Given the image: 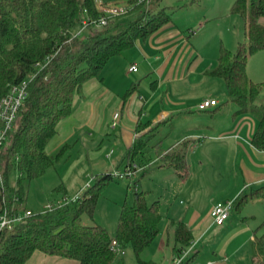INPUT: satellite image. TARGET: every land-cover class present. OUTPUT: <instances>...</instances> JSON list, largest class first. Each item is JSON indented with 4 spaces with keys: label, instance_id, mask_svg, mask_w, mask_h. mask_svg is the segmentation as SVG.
Instances as JSON below:
<instances>
[{
    "label": "trees",
    "instance_id": "obj_1",
    "mask_svg": "<svg viewBox=\"0 0 264 264\" xmlns=\"http://www.w3.org/2000/svg\"><path fill=\"white\" fill-rule=\"evenodd\" d=\"M127 14L109 16L107 23L89 26L83 35H74L84 18L99 19L104 13L96 0H0V100L10 86L28 80V95L20 107L9 138L1 148L0 214L24 213L31 181L61 161L70 144L48 153L46 147L57 132L59 122L72 112L75 95L91 78L102 80L108 60L135 46L172 20L161 0H128ZM231 12L244 21L245 38L236 50L219 47L216 64L206 70L211 77L225 81L228 100L238 106L236 114L256 120L251 144L264 150V105L257 103L264 88L246 71L249 55L264 49V0H234ZM127 90V98L133 92ZM223 102L218 108H221ZM149 127V128H148ZM159 123L140 125L141 131L124 155L125 167L136 163L145 170L154 157L159 166L172 165L182 170L181 151H163L159 142L151 144ZM17 171L18 175L12 176ZM116 177L112 171L93 175L90 185L77 200H69L52 210L30 214L12 228L0 231V264H25L35 250L79 264H125L123 256L110 248L116 238L122 248H132L137 264H158L141 258L161 229L159 201L148 203V191L130 180L133 203L120 207L114 236L100 224H84L82 217L93 218L98 199ZM65 197H68L65 195ZM264 197V184L241 192L232 211L240 212L254 198ZM174 253L181 255L193 242V233L182 220L171 219ZM264 226V222L258 228ZM250 264H264V232L250 244ZM197 253L188 254L179 264H196Z\"/></svg>",
    "mask_w": 264,
    "mask_h": 264
},
{
    "label": "crops",
    "instance_id": "obj_2",
    "mask_svg": "<svg viewBox=\"0 0 264 264\" xmlns=\"http://www.w3.org/2000/svg\"><path fill=\"white\" fill-rule=\"evenodd\" d=\"M189 1L192 0H181V4ZM227 1L229 3L230 0ZM197 18L201 21L203 16L197 15ZM204 18L207 19L205 16ZM261 22L264 24V18ZM197 23L188 21L187 17L183 22H173L172 19L149 37L138 39L131 50L111 57L102 70V80L89 79L75 95L71 114L59 122L57 132L48 143L46 150L48 153H53L56 147L65 143L70 144L71 147L78 139L75 131L78 126L88 127L89 140L99 139L98 143L91 142L90 146L84 145L76 157L65 163L67 167L61 177L66 183L63 182L65 184L61 187L62 195L81 196L88 183H91L94 174L106 172V169L122 170L125 167L126 151L133 144L135 137L141 131L147 130V128L141 130L140 125L169 124L175 129L179 118H182L183 127H180L182 132L178 136L179 140L163 151H181L184 154V168L178 170L172 165L158 164V166L167 170L165 175L169 179L170 186L177 187L175 193L185 195L188 200L193 198L191 191H199L201 187L206 188L205 185L210 180H213L214 185L205 189L208 198L201 209L196 200H190L191 204L186 208L176 207L173 203L166 208L169 219L167 242L164 243L162 231L157 236L162 253L158 257H164L166 262L157 263L171 264L172 258L176 255L173 229L169 225L170 220L175 219L184 221L193 233L195 245L191 253H197L196 264H239L242 255H247L246 264H250V244L256 234L264 232V226L258 228L264 222V197L251 199L240 212L231 211L222 225L213 222L210 209L218 202L235 200L241 192L250 187L264 184V150L255 148L250 141L256 128V120L250 115L236 114L238 109L236 104L233 103L234 106L228 111L226 119L220 118L225 108H218L223 103L220 99H223L227 92L225 81L219 77L208 76L206 70L216 64L219 47L224 42L220 40L216 44L217 47L213 45L208 50L205 38L199 36L205 25L201 22V29L195 32L193 28ZM242 26L245 38V25ZM235 41L236 47L239 40L236 38ZM224 45L233 50L228 45ZM259 51L264 52V49L249 55L246 64L248 76L257 82L264 79V53H258ZM252 64L253 67H250ZM132 65L137 66L136 71L129 70ZM210 77L218 79H208ZM205 82H211L212 88L216 87L214 84L217 82L220 90L209 91L205 96H194L195 87ZM144 84L146 88L141 90ZM131 87L134 91L125 98V93ZM203 98L217 99L218 105L203 110L210 113V117L201 115L200 120L195 116L198 115L197 111L201 112L197 104ZM116 112H119L120 116L116 126L112 127ZM174 122L176 124H173ZM106 137L110 144L109 150L102 144ZM205 137L210 140L225 141V149L221 148L222 151L218 149L216 154L222 155L224 159L235 158L234 167L232 162H229L228 166L224 164L217 169L212 168L214 174L210 173L211 176L205 175L207 172H201L199 164L202 162L199 160L201 158L198 149L204 144ZM117 152L119 155L116 154ZM68 156L70 157L66 153L65 161ZM155 158L160 160L158 156ZM140 171L143 175L146 173L143 169ZM89 173H91L90 180L86 178ZM215 173L219 175L221 181L223 174L228 175V179H225L224 183L216 184ZM138 186L141 188L139 180ZM170 192L174 193V190ZM255 200L256 203H250ZM249 204L261 205H255L260 209L259 216L255 214L257 210L248 208ZM161 208L162 203L160 211ZM25 264H79V261L35 250Z\"/></svg>",
    "mask_w": 264,
    "mask_h": 264
},
{
    "label": "rangeland",
    "instance_id": "obj_3",
    "mask_svg": "<svg viewBox=\"0 0 264 264\" xmlns=\"http://www.w3.org/2000/svg\"><path fill=\"white\" fill-rule=\"evenodd\" d=\"M108 1H114V0H108ZM184 2V1H183ZM233 0H230L229 3L226 0H192L188 3H182L181 0H161L160 7H165L166 12H168L173 22H183V19L187 17V20L190 22H198L193 30L195 32L199 31L201 28V24L203 23L205 26L201 30V33L199 36H202L205 38V43L207 45V49L209 50L213 45L217 47L216 44H218L221 41L224 42V44L228 45L230 48H233V50L237 49V46L235 47V40L236 38L240 41L244 40V33H243V26L244 21L241 19V17L237 14H233L231 12V3ZM230 5V6H229ZM229 6V7H228ZM130 10V9H129ZM129 15L128 13H124ZM203 16V18L198 20L196 19V16ZM135 13L130 14L129 17H134ZM205 17H207L206 20H204ZM191 17L193 19L191 20ZM202 22V23H201ZM182 24V23H181ZM233 46V47H231ZM132 48L128 49L127 51L131 50ZM258 53H264L259 51ZM258 55V54H256ZM260 55V54H259ZM256 57V56H254ZM253 67V64L252 66ZM141 70V68H140ZM136 74V73H135ZM102 76V73H101ZM208 79H218V78H208ZM96 81V80H94ZM210 81V80H208ZM214 84L216 87H213V84L211 82L203 83L202 85L198 84L195 89V95L194 96H205L207 93L210 92H217L220 90V87L217 86V82ZM147 84V82H145ZM141 86V90L145 87ZM146 88V87H145ZM149 88V85H148ZM218 97V96H217ZM221 103L228 100V94L226 92V95L223 99H220ZM257 103L260 105H264V88L260 93L259 98L257 99ZM234 104L230 101H227L221 109H223V113L220 114L222 119H226L228 115V111L231 107H233ZM198 112L195 116V118H199L201 120L202 116L210 117V113L208 112ZM200 114V116H199ZM209 115V116H208ZM200 122V121H199ZM173 124H176L175 122ZM176 128L172 129L169 124H164L159 127V129L155 132V135L151 141V144H154L156 142H159L162 149H165L173 144H175L179 139V135L181 134L180 127H183V121L182 118H179V123L176 124ZM185 126V125H184ZM76 131V143H73V145L68 149L67 155H70L66 158L62 159L61 161L57 162L55 165L49 167L44 174H42L39 177L34 178L29 186V192L28 196L25 202L26 210L29 211L31 214H36L45 208V205L48 203L50 204H57L58 201L62 200L64 195H62L61 187L66 183V181H63L62 179V173L67 167L65 163H68L70 160H72L78 152L83 148V146H90L91 142L98 143L97 138H94L95 140H89L88 136V127H81ZM86 130V131H85ZM227 137V136H226ZM204 144L200 146L198 149V154L201 159H199L202 163L199 164L201 166V172L205 173L207 176H211L214 172L211 170L212 168H216L221 165H229V162H232V167H234L233 161H236L235 158L224 159L221 156H218L216 152L218 149L220 151L221 148L225 149L224 140H210L205 137ZM71 142V141H70ZM103 145H106L109 150V142L107 137L104 141H102ZM199 145V143H198ZM59 147H56L55 151H57ZM230 149V148H229ZM53 151V152H55ZM52 152V150H51ZM152 157H154L153 162L146 166L145 171L146 173L143 175L140 170L136 172V175L133 176L132 180H139L140 187L142 189L148 190V194L146 196V199L148 203H152L154 200H158L159 203H162V214L163 218L161 221V229L162 231L161 235L164 237V243L167 242V224H168V215L166 214V208H168L170 203L175 204L176 207H182L186 208L188 204H191L190 200L195 201L199 204V209L203 208L207 197L206 188L207 186L210 188L212 187L213 180H210L205 186L206 188H200L199 191H194L192 193L193 198L188 200L185 195L177 194L175 193L176 188L175 186H170L169 179L165 175L166 169H160L158 164H160V160L155 158L156 153L151 151L150 152ZM119 155V153H116ZM213 154V155H212ZM236 165V164H235ZM123 168V167H122ZM121 169V168H120ZM204 169V170H203ZM144 170V169H143ZM105 171H110L106 169ZM18 175L17 171L13 172L12 176ZM216 180L214 183L219 184L220 182L224 183L225 179H228V175L223 174L221 175V179L219 180V175L215 173ZM233 176V174H232ZM88 180L91 179V173H89L86 177ZM218 178V179H217ZM128 177L125 178H116L114 181L110 182L106 188L104 189L102 195L98 199L94 216L93 218L89 217L87 214H84L82 217V222L84 224H95L100 223L103 226H105L109 234L111 236H114L116 233V227H117V221L120 213V206L124 202L133 203L134 195L133 192L128 188L127 184L131 180ZM65 182V183H63ZM0 183H1V175H0ZM199 185V183H198ZM174 190V193H171L170 191ZM171 193V194H170ZM72 196V195H70ZM250 203H256L250 202ZM248 208L251 207L255 211V214L259 216V207L255 205L260 204H249ZM246 206V205H245ZM243 210V209H242ZM159 238L157 237L141 254V258L144 260L154 259L158 263L166 262V259L164 257H158L159 255H162L161 249L159 248ZM165 245V244H164ZM152 253H155V255H152ZM125 264H137L136 255L133 252L132 248L128 247L125 249V253L122 254ZM246 258V259H245ZM248 260L247 255H242L240 257L239 264H246ZM249 264V263H248Z\"/></svg>",
    "mask_w": 264,
    "mask_h": 264
},
{
    "label": "built area",
    "instance_id": "obj_4",
    "mask_svg": "<svg viewBox=\"0 0 264 264\" xmlns=\"http://www.w3.org/2000/svg\"><path fill=\"white\" fill-rule=\"evenodd\" d=\"M96 4L99 10H101L104 15L101 16L99 19H89L84 18L82 20V26L78 29L74 35H83L86 28L89 26L98 28L107 23V19L109 16H116L121 15L129 11L131 8L130 2L127 1H112L108 3H104L101 0H96ZM130 71H136L137 66L132 65L129 68ZM28 95V80L24 79L17 84H13L10 86L8 93L0 100V154L1 148L4 146L6 141L9 138V134L12 132L14 127V122L17 118L18 111L22 104L24 103L26 97ZM218 105V100L214 98H203L197 104L198 110H207L213 106ZM120 116L119 112L114 113V119L112 122V127L116 126L117 119ZM1 161H0V173H1ZM142 167L138 166L136 163L132 165H127L122 170H112V175L116 178H132L136 175L138 170H141ZM132 180V179H131ZM90 184L88 183L87 187ZM81 196L76 195L73 197H63L62 200L58 201L57 204H50L48 203L45 205L43 210H52L57 206L68 202L69 200H77ZM234 200H228L224 202H218L212 206L210 209V216L213 222L216 225H222L228 219L231 214L232 207H233ZM29 211H25L24 213L17 214L14 216H10L7 210H4L2 214H0V231L4 228H12L14 227L17 222L21 221L23 217L30 215ZM195 242L193 241L192 244L181 254L175 255L172 258L171 264H179L188 254L191 253ZM110 248L122 255L125 253V249L122 248L121 244L116 238H113L110 244Z\"/></svg>",
    "mask_w": 264,
    "mask_h": 264
}]
</instances>
